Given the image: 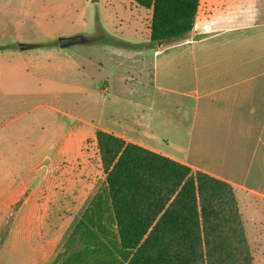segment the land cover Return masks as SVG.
<instances>
[{
  "label": "crops",
  "instance_id": "crops-1",
  "mask_svg": "<svg viewBox=\"0 0 264 264\" xmlns=\"http://www.w3.org/2000/svg\"><path fill=\"white\" fill-rule=\"evenodd\" d=\"M130 1L136 14L149 13L150 38L152 12ZM140 51L150 56L149 85L140 97L112 98L113 115L107 119L102 111V125L95 129L227 183L237 191L241 214H262L264 230V0H199L189 38ZM108 91L106 87L102 92ZM122 105L130 107L128 117L121 116ZM31 168L36 175L45 170L42 179L49 184L61 180L58 186L65 192L60 195L70 197L73 179H59L54 164L47 168L39 161ZM72 168L66 170L68 175ZM27 177L18 176L9 185L0 174V214H5L0 233L6 244L1 251L10 252L19 264H130L132 252L120 246L113 214L110 226L103 222L100 229L92 227L94 246L105 245L104 251L93 256L82 250L71 253L67 240L85 214L65 217L59 227L49 214L35 208L27 213L38 203V193L21 202V211L5 230L14 195L26 191L36 178ZM104 184L106 178L97 181L92 192L83 184L78 209L87 210Z\"/></svg>",
  "mask_w": 264,
  "mask_h": 264
},
{
  "label": "rangeland",
  "instance_id": "rangeland-1",
  "mask_svg": "<svg viewBox=\"0 0 264 264\" xmlns=\"http://www.w3.org/2000/svg\"><path fill=\"white\" fill-rule=\"evenodd\" d=\"M130 3V0H0V174L9 185L18 176L36 177L26 191L14 195L13 214L5 230L21 211V202L34 192L39 194L38 203L25 211L35 208L49 214L52 224L61 227L65 217L85 214L67 240L71 253L82 250L93 256L106 249L105 245L94 246L92 227L93 220H97L91 218V214H98V203H108L105 184L85 211L78 209L76 198L83 184L92 192L93 185L106 178L95 137V126L102 125V111L109 119V113L113 115L114 111L112 98L140 97L150 83V56L140 51L155 47L148 32L150 15L145 10L136 14ZM75 35L85 36L88 42L59 48L58 38ZM120 42L132 47L119 45ZM20 43L32 48L20 50ZM106 87L109 91L104 94ZM121 108H124L121 116L128 117L130 107ZM39 161L47 168L54 164L59 179H73L74 187L70 186L67 192L70 197L60 195L65 192L58 186L61 180L54 186L48 179H42L45 170L39 175L34 169L31 171V166ZM70 165L73 168L68 175ZM234 195L241 214L237 191ZM241 218L253 263L264 264L262 214H241ZM109 221L110 217L102 220L107 224ZM2 226L0 218V230ZM4 237L0 233V254L3 253L0 264H19L10 252L1 251L6 245Z\"/></svg>",
  "mask_w": 264,
  "mask_h": 264
},
{
  "label": "trees",
  "instance_id": "trees-1",
  "mask_svg": "<svg viewBox=\"0 0 264 264\" xmlns=\"http://www.w3.org/2000/svg\"><path fill=\"white\" fill-rule=\"evenodd\" d=\"M133 1L152 12L155 47L189 38L199 0ZM96 140L108 203L91 218L100 229L114 215L130 264H254L233 187L111 133Z\"/></svg>",
  "mask_w": 264,
  "mask_h": 264
},
{
  "label": "water",
  "instance_id": "water-1",
  "mask_svg": "<svg viewBox=\"0 0 264 264\" xmlns=\"http://www.w3.org/2000/svg\"><path fill=\"white\" fill-rule=\"evenodd\" d=\"M93 1H97V0H93ZM87 42H88L87 38L83 35H75V36H70V37L58 38V46L61 49H65V48L71 47L76 44H84ZM161 45L162 44L160 43L159 46ZM19 48L20 50H27L29 48H32V46L28 44L20 43Z\"/></svg>",
  "mask_w": 264,
  "mask_h": 264
}]
</instances>
